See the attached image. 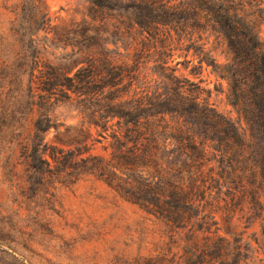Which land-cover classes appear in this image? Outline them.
Listing matches in <instances>:
<instances>
[{"label":"rangeland","instance_id":"rangeland-1","mask_svg":"<svg viewBox=\"0 0 264 264\" xmlns=\"http://www.w3.org/2000/svg\"><path fill=\"white\" fill-rule=\"evenodd\" d=\"M242 1L236 3L264 45V0ZM89 9L90 0H0V71L4 74L0 80V264H216L219 256L224 262L217 264L264 263V218L254 222L239 214L231 218L216 213L193 219V230L177 228L118 193L102 177L77 167L64 173L54 168L43 181L38 174L28 173L24 148L35 112L29 109L25 85L28 69L22 67L34 53L42 60L38 68L53 76L52 71L85 60L84 53L73 48L92 47L101 58L106 55L129 63L128 76L134 81L127 79L119 87L162 89L167 85L158 78L161 69L156 62L169 52L176 73L199 83L209 103L245 133L243 117L228 100L227 79L211 65H199L192 55L204 48L205 58L226 61L229 50L221 34L208 27H190L191 42L174 34L172 49L165 51L172 38L164 28L155 37L154 32L119 22L114 11H103L99 17L104 22L97 26L100 34L95 39L74 35L72 30L86 26ZM41 12L51 18L50 24ZM188 22L193 25L195 20ZM184 46H190L189 60L182 55ZM39 74L36 65L33 88L44 93L43 105L51 117L44 140L81 150V155H108L110 137L101 136L99 128L87 122L81 100L67 98L56 80L43 84L56 86L53 92L41 91ZM200 222L208 229L200 228ZM217 233L229 241L219 242Z\"/></svg>","mask_w":264,"mask_h":264},{"label":"trees","instance_id":"trees-1","mask_svg":"<svg viewBox=\"0 0 264 264\" xmlns=\"http://www.w3.org/2000/svg\"><path fill=\"white\" fill-rule=\"evenodd\" d=\"M237 1L90 0L86 26L72 32L95 39L100 34L97 26L104 22L99 17L103 11H114L119 22L154 32L151 35L155 37L164 28L166 36L172 38L165 51L172 49L174 34L191 42L190 27L218 32L227 42L226 61L205 58L204 48L192 55L199 65L205 62L227 79L228 100L243 117L245 133L209 103L199 83L176 73L169 52L156 62L161 69L158 78L167 85L162 89L119 87L122 81H134L128 76L129 63L106 55L101 58V52L92 47L83 51L73 48L84 53L85 60H77L63 70L52 67L53 76L38 68L42 60L34 53L22 67L28 69L25 85L29 89V109L35 112L24 148L28 173L38 174L43 181L54 168L64 173L77 167L80 172L102 177L118 193L177 228L193 230V219L199 215L214 217L216 213L231 218L239 214L254 222L263 219L264 45ZM41 13L50 24L51 18ZM189 19L195 23L191 25ZM186 46L182 55L189 60L190 46ZM36 65L40 72L38 89L53 92L56 86L47 88L43 84L56 80L67 98L80 99L87 122L99 128L101 136L110 137L108 155H81V150L44 140L51 117L43 105L44 93L33 88ZM1 75L2 71L3 80ZM40 96L43 100L37 99ZM199 225L203 228V222ZM225 238L217 233L219 242ZM218 259L217 263L224 262L222 256Z\"/></svg>","mask_w":264,"mask_h":264}]
</instances>
